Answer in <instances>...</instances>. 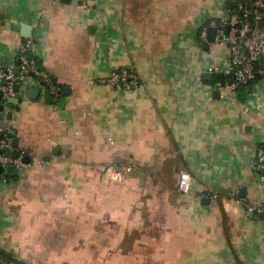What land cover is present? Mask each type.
<instances>
[{
    "label": "crops",
    "instance_id": "1",
    "mask_svg": "<svg viewBox=\"0 0 264 264\" xmlns=\"http://www.w3.org/2000/svg\"><path fill=\"white\" fill-rule=\"evenodd\" d=\"M229 1L0 0V65L17 70L33 39L63 89L61 104L44 90L19 104L0 99L18 147L36 153L14 183L0 181V264H264V219L247 211L264 200L254 169L264 55L255 92L243 101L225 88L218 98L223 74L205 75L229 53L199 36ZM119 67L139 86L99 83ZM109 166L120 180L102 179ZM212 190L219 198L203 203L198 193Z\"/></svg>",
    "mask_w": 264,
    "mask_h": 264
},
{
    "label": "built area",
    "instance_id": "2",
    "mask_svg": "<svg viewBox=\"0 0 264 264\" xmlns=\"http://www.w3.org/2000/svg\"><path fill=\"white\" fill-rule=\"evenodd\" d=\"M85 2L86 0H77ZM233 6L225 16L212 17L205 22L199 36L203 44L209 47L223 46L229 53L225 67L214 66L209 69L212 73H222L229 77L226 82L217 81L216 89H230L232 92L240 88H252L255 92L259 84L257 78L260 70V59L264 55V0H232ZM215 31L214 40L209 39V30ZM18 69L0 65V93L2 105L6 106L11 97L25 96L30 87H38L46 91L57 104L62 103L63 89L45 69L44 65L33 54V39L21 44L18 53ZM132 81V83H131ZM101 85L111 88L130 89L139 86L141 79L136 72L127 67L113 69L108 75L99 79ZM19 84L18 92L14 91ZM14 137L4 128L0 119V164L4 167L14 166L18 173L32 162L26 158H36V153L30 149L15 147ZM17 155V156H15ZM257 177L264 183V147L260 146L254 160ZM122 172L114 166L105 169L102 179L106 183L118 181ZM0 181L5 184L14 183L13 176L0 175ZM178 189L183 194L192 192V175L182 168ZM212 201L219 198L218 191L208 193ZM247 211L259 216L264 214V200L254 205H248Z\"/></svg>",
    "mask_w": 264,
    "mask_h": 264
},
{
    "label": "water",
    "instance_id": "3",
    "mask_svg": "<svg viewBox=\"0 0 264 264\" xmlns=\"http://www.w3.org/2000/svg\"><path fill=\"white\" fill-rule=\"evenodd\" d=\"M66 1H69V0H66ZM228 5L231 7L233 5V2L229 1ZM22 27H23L22 28V35L24 37H30L33 28L30 25L25 24V23L23 24ZM214 37H215V31L213 29H210L209 30V39L212 41V40H214ZM261 59H262V57H261ZM205 76H206V78H212L213 77V73L212 72H208V73H206ZM54 81H55V79H54ZM19 88H20V85L19 84H15L14 91L18 92ZM40 92H41L40 88H38V87H30L28 89V91H27V96L30 99H37L39 97V95H40ZM214 94L216 95V97L219 98L220 95H221V91L220 90H215ZM1 98H2V93H0V99ZM49 100H52V98L49 97ZM20 101H21V99L19 97H11V98H9V102L14 103V104H19ZM2 108H3V106L0 105V110H2ZM13 116H14V112L10 111L8 113L7 119L2 122V125H3L4 128H8L9 133L11 135H13V137H14L13 145L15 147H18L19 146V139L17 137H15L16 131H15V129H13L12 127L9 126V121H11L13 119ZM15 156H17V155H15ZM28 160L29 159L26 158V161H28ZM11 172H14V173L17 172L16 167H14V166H6V167H4L3 165L0 164V175L13 176V175L9 174ZM198 195L201 196V199H202L203 203L209 204V203L212 202L210 197H207V198L203 197L201 192L198 193ZM252 215H254V214H252ZM259 217H260V219H264V214H260Z\"/></svg>",
    "mask_w": 264,
    "mask_h": 264
},
{
    "label": "trees",
    "instance_id": "4",
    "mask_svg": "<svg viewBox=\"0 0 264 264\" xmlns=\"http://www.w3.org/2000/svg\"><path fill=\"white\" fill-rule=\"evenodd\" d=\"M226 80H229V77H227V76H223V75H218V76H216L215 79H214L215 82H216V81H222V82H225ZM258 80H260V75L258 76L257 81H255V83H257ZM234 92H235V94H238V92H239V93H242L243 95H241V96L238 95V96H239V97H242V100L244 101L245 97H246L249 93L252 92V88H240V89H238V90H236V91H234ZM238 96H237V97H238ZM9 174L13 175L14 180H17V179H18V176H19L18 171L15 172V173H14V172H11V173H9Z\"/></svg>",
    "mask_w": 264,
    "mask_h": 264
}]
</instances>
